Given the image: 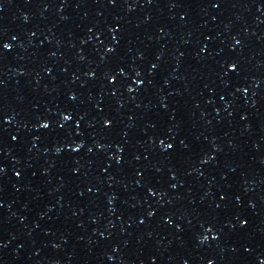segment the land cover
Here are the masks:
<instances>
[{
  "label": "water",
  "instance_id": "1",
  "mask_svg": "<svg viewBox=\"0 0 264 264\" xmlns=\"http://www.w3.org/2000/svg\"><path fill=\"white\" fill-rule=\"evenodd\" d=\"M264 150V0H210Z\"/></svg>",
  "mask_w": 264,
  "mask_h": 264
}]
</instances>
